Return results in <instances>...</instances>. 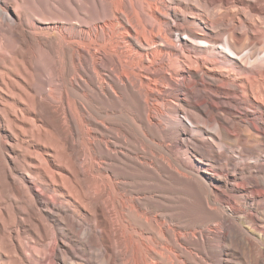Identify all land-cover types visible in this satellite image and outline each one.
<instances>
[{
    "label": "bare ground",
    "instance_id": "obj_1",
    "mask_svg": "<svg viewBox=\"0 0 264 264\" xmlns=\"http://www.w3.org/2000/svg\"><path fill=\"white\" fill-rule=\"evenodd\" d=\"M190 2L0 0V264H264V0Z\"/></svg>",
    "mask_w": 264,
    "mask_h": 264
},
{
    "label": "rangeland",
    "instance_id": "obj_2",
    "mask_svg": "<svg viewBox=\"0 0 264 264\" xmlns=\"http://www.w3.org/2000/svg\"><path fill=\"white\" fill-rule=\"evenodd\" d=\"M181 3L183 4V5H186V6H188L187 7V10H186V12H185V14H186V17L189 19V20H193L192 18H193V16H194V14H193V12H194V10L192 9L191 10V7L190 6H192V4H191V2H190V0H181ZM200 9L201 10H203V9H205L204 8V6H200ZM190 18H189V17ZM177 37V36H176ZM175 37V38H176ZM180 38L182 37V39H185L186 38V36H183V35H180L179 36ZM194 42H197V43H200V44H206L207 45V43L205 42V41H202V40H194ZM216 47H218V49H216V51H223V52H225V53H227V54H231V52H230V50H229V48L226 46V44L223 42L222 44H218V45H216ZM246 53V51H243L241 54H239L237 57H241V56H243L244 54ZM261 56H264V51H262V52H260V53H257L252 59H250V61H253V60H255L256 58H260ZM181 119L180 120H182L181 122L182 123H184L185 125H187V126H190V123L188 122V120L187 119H185L184 117H180ZM183 118V119H182ZM181 147H183V145L182 144H179ZM190 159V161L192 162V161H195V159L194 158H192V157H189ZM197 163V166H196V168H195V171L197 172V173H200V172H202L203 170H205L204 168H207V166H205V165H203V164H201V163H199V162H196ZM210 177V176H209ZM209 177L208 178H205V180H206V182L208 183V184H211V180H209ZM196 237L197 238H199V235L197 234L196 235ZM232 258H235L234 260H232L231 262H233V264H235L236 262H239L241 259H240V257H238V256H236V257H234V256H232ZM237 259V260H236ZM241 264H244L243 262H241Z\"/></svg>",
    "mask_w": 264,
    "mask_h": 264
}]
</instances>
